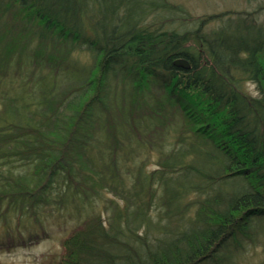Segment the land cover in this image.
I'll use <instances>...</instances> for the list:
<instances>
[{
    "label": "trees",
    "instance_id": "1",
    "mask_svg": "<svg viewBox=\"0 0 264 264\" xmlns=\"http://www.w3.org/2000/svg\"><path fill=\"white\" fill-rule=\"evenodd\" d=\"M258 8L220 12L217 24L206 28L213 15L190 16L169 0H0L3 51L15 32L39 44V60L67 42L95 51L93 71L85 70L72 87L43 90L25 108L4 99L0 220L13 211L17 227L39 222L37 208L50 202L54 182L61 187L53 199L61 204L74 191L89 193L88 170L104 179L106 172L95 170L86 153L98 140L69 144L79 129L92 132V111L108 99V76L116 69L138 86L150 77L153 106L142 109L141 120L155 137L148 143L157 148L156 164L150 172L138 168L133 189L120 194L123 205L112 203L106 221L93 215L64 236L49 264H201L210 258L232 264L225 256L234 246L227 241L238 246L239 232L252 243L251 223L264 219V18ZM22 51L31 52L29 46ZM177 57L189 67L175 65ZM130 91L120 115L129 128L108 132L113 149L121 144L117 133H148L131 116L138 107ZM104 112L107 120L110 111ZM169 127L175 135L165 145L156 137ZM115 167L110 156L112 180ZM256 228L264 232V225Z\"/></svg>",
    "mask_w": 264,
    "mask_h": 264
},
{
    "label": "rangeland",
    "instance_id": "2",
    "mask_svg": "<svg viewBox=\"0 0 264 264\" xmlns=\"http://www.w3.org/2000/svg\"><path fill=\"white\" fill-rule=\"evenodd\" d=\"M169 1L182 4L188 14L193 17L213 15L214 17H211L213 19L208 21L206 28H211L217 24L218 20L215 14L220 12L235 13L242 10L257 9L259 6H262L258 8L257 15L260 19L264 18V0ZM24 46H29L31 52L24 53L22 51ZM39 47V44L33 41L32 36L29 38L28 35L21 38L18 32H15L11 37H7V45L6 47L4 46V51L3 48H0L1 113L4 107L3 101L7 96H11L12 98L8 104H13L19 108L23 105L25 108L27 104L32 103L33 97H37V94H40L43 90L50 93L49 91H55L57 88H62L70 83L72 87V84H75L79 79L78 76L83 77L85 70L91 67V72L93 71L95 51L90 49L86 43L78 41L67 42V44L62 45L56 44L53 47L51 55H43L41 60H39V57L42 50ZM147 79L146 83L145 80L141 82L140 87L135 82L132 83L129 74L122 75L116 69L109 74L106 85L109 96L102 106L98 104V107L92 111L91 120L94 123L91 127L92 132L90 133L88 129L85 131L79 129L72 136V141L69 144L70 148H72L77 143L80 145L82 143L85 144L84 139L86 138L91 143L97 139L99 145H97L98 143L96 145L94 143V146H91L86 153L89 152L88 155L94 158L92 166L95 170L103 171V174L104 171L106 172L104 179L99 180L97 173L93 174V171L91 173L88 168H85V170H88L87 173L92 174L87 178L88 180L85 183V185L87 184L89 193L84 195L82 192L74 191L68 200L61 204L58 203V200L53 199L59 193V188L61 187V184L59 185L58 182H54V188L50 191L52 194V197L49 199L50 202L37 208L36 212L41 215L39 216L41 219L39 222L23 220L17 227L15 226L16 219L13 211H10L11 215L5 222L0 220V264H49L50 261L59 256L61 240L64 236L86 218L93 215L100 214L102 220L106 221L113 208L112 203L116 202L118 205H123L124 200L120 194L124 192L123 194L125 195L133 189L138 168L141 166L142 171L150 172V169L155 166V158L158 156V153L155 144L153 146L148 143L150 138V130H148L150 129V123L144 118L141 120L142 113H144L142 109L146 110V108L153 106V98L150 96V77L148 76ZM246 87L253 90L254 85L247 83ZM129 91L131 93L134 91L133 96L136 98L135 106L138 107L136 108V112H132L131 116L135 122L139 121L136 125L142 127L144 131L148 130V133L139 134V137L136 132L131 137L117 133L118 141L121 144L120 147L117 146L116 149H113L114 145L110 144L113 142V137L111 134L108 136V132L120 131L124 126L129 128L128 124L125 123L126 120L124 121L122 116H120L121 112H124L122 109L126 110V106L123 104L125 100L123 99L124 93L128 96ZM51 94L53 95V93ZM115 96L118 99H115ZM156 100H158L157 97ZM174 109L175 107L169 108L171 111ZM103 110L110 111L107 120ZM175 115L176 110H174L172 117L168 116V118H175ZM103 116H105V119H103ZM99 122H101V126H99ZM141 122L143 126L140 124ZM88 134H91L92 137ZM174 135V130L169 127L165 128L160 137L156 138L162 139V142L168 145L174 138ZM140 138L146 139V141L142 142ZM150 139L153 141L155 137ZM71 153L73 154V151ZM110 156L115 157V169L118 174L117 180L109 178L108 172L110 170H108L107 165ZM76 161L79 163V160ZM84 175L82 173V177ZM115 183L118 185L114 187ZM55 202L56 204H53ZM258 222L255 219L251 223V226L254 225L255 232H253V235L256 237L252 243L239 232L238 236H236V239L239 241L238 246L233 244L232 241H227L226 247L234 246V249L232 248L234 253L232 254L231 252L225 256L226 259H229V257L232 259L230 261L232 264H264V232L256 228L261 226V224L264 225V219ZM8 234H10V238H8ZM225 250L222 247L221 251ZM201 264H215V259L210 258Z\"/></svg>",
    "mask_w": 264,
    "mask_h": 264
},
{
    "label": "water",
    "instance_id": "3",
    "mask_svg": "<svg viewBox=\"0 0 264 264\" xmlns=\"http://www.w3.org/2000/svg\"><path fill=\"white\" fill-rule=\"evenodd\" d=\"M173 63L175 65L182 66V67H185V68L189 66V63H188V61L185 58H175L173 60Z\"/></svg>",
    "mask_w": 264,
    "mask_h": 264
},
{
    "label": "bare ground",
    "instance_id": "4",
    "mask_svg": "<svg viewBox=\"0 0 264 264\" xmlns=\"http://www.w3.org/2000/svg\"><path fill=\"white\" fill-rule=\"evenodd\" d=\"M177 58H184V57H177ZM186 59V58H185ZM187 60V59H186ZM188 61V60H187ZM189 63V62H188ZM189 67V66H188ZM187 68V67H186Z\"/></svg>",
    "mask_w": 264,
    "mask_h": 264
}]
</instances>
